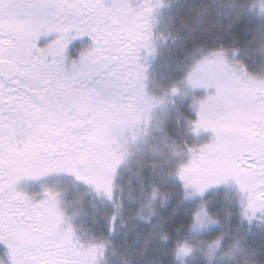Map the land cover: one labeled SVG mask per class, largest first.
<instances>
[{"label": "rangeland", "instance_id": "obj_1", "mask_svg": "<svg viewBox=\"0 0 264 264\" xmlns=\"http://www.w3.org/2000/svg\"><path fill=\"white\" fill-rule=\"evenodd\" d=\"M180 1L195 3L193 16L177 21L182 29L180 42L191 46L179 51L166 46L160 62L154 51L148 55L138 52L133 57L130 69L137 80H122L120 87L130 92L134 131L113 113L101 122L93 146L97 149L101 141V150L93 151L92 161L101 151L99 166L103 173L109 167L110 175L109 184L94 189L93 210L86 190L74 192L75 187L65 182L55 186L62 190L58 210L68 212L71 217L67 220L74 219L78 230H71V242L56 250L62 264H132L133 255L128 250L115 242L109 249L98 222V233L87 227L89 216L95 213L97 220L109 211L118 194L138 207L130 213L138 219L144 216V223L149 211L161 208L169 213L167 220L182 239L177 251L180 264H194L198 253L212 264H231L233 260L264 263V185L259 177L241 176L247 189L242 191L234 179L238 170L232 167L233 159L240 169L252 165L259 171L264 167V119L258 118L264 108V0H126L134 15L145 9L156 11L160 3V24L164 26L173 13L181 12ZM216 85L222 86V93L210 100L217 96ZM86 87H95L108 99L103 87ZM122 108L117 107L118 116H126ZM124 120L128 122L126 117ZM123 133L128 135L120 136ZM127 147L135 150L125 153ZM146 165L153 168H146L147 176L154 171L157 175L148 183L142 177ZM40 190L43 193L48 188L38 184V196ZM140 192L143 196L138 201ZM245 219L252 237L242 240L232 229L238 231V224ZM111 220L107 219L108 226ZM109 228L116 230V226ZM67 229L61 224L59 231ZM129 229L124 227L125 236ZM120 236L118 228L116 238ZM135 244L130 242L128 249ZM160 249L152 250V256L145 252L147 264L162 253ZM0 264H9L8 249L3 245Z\"/></svg>", "mask_w": 264, "mask_h": 264}, {"label": "snow or ice", "instance_id": "obj_2", "mask_svg": "<svg viewBox=\"0 0 264 264\" xmlns=\"http://www.w3.org/2000/svg\"><path fill=\"white\" fill-rule=\"evenodd\" d=\"M132 13L126 0L110 6L104 0H0V244L9 264H62L56 250L71 242V228L59 231L56 197L46 190L37 202L16 185L61 174L93 183L80 168L91 166L101 122L123 96L112 89L127 82L137 38ZM53 33L55 39L39 46ZM77 36L92 39L78 58L70 48ZM96 77L110 100L86 87ZM216 88L210 100L222 93ZM258 118L264 119V108ZM232 167L242 191L241 176L259 177L264 185V167L240 169L236 159Z\"/></svg>", "mask_w": 264, "mask_h": 264}, {"label": "flooded vegetation", "instance_id": "obj_3", "mask_svg": "<svg viewBox=\"0 0 264 264\" xmlns=\"http://www.w3.org/2000/svg\"><path fill=\"white\" fill-rule=\"evenodd\" d=\"M114 2V0H104V3L106 5H111ZM183 1H180V3H182ZM194 8H195V3H185L183 2V7L181 8V12H175L172 14L169 13L171 15L170 20L168 21V23L166 24V26H164V24H160V3L158 6V9L155 10H144L141 13H137L134 15V13H132L133 15V25H134V31L137 34V38L134 41V45L132 48V57L135 56L136 53L140 52L141 55H148L149 53H152L153 51L155 53L158 54L159 57V62H160V54L164 52V49L166 46L171 47V48H176L177 51L181 50V49H185L186 50L190 48L191 43H188L185 47H184V43L180 42L179 37V32L182 30L181 28L177 27V21H180V23L184 20H188L189 18H191L193 16L194 13ZM133 10V9H132ZM157 16V19H156ZM184 37V34H183ZM56 38V34L53 33L51 34V37H41V41H40V45L43 42H51L52 39ZM79 40H71L70 42V48L72 51V55L73 57H77L79 56V54L82 51H86L87 49L82 48L84 45H88V47L92 44V39L91 37H86V36H79ZM78 47V48H77ZM77 48V49H75ZM177 54L174 52V55ZM173 55V56H174ZM132 68V66H129V69ZM134 70L130 69L128 70V75H127V82L129 83V81L133 80L136 81L137 78L134 77L133 75ZM141 78H138V81ZM100 78L96 77L94 81H87L86 82V86H91L93 84H96L97 88H101L103 87L102 84H100L99 82ZM124 81V80H123ZM122 82V80L120 81H116L114 83V87L112 89V91H116L119 92L121 91V87H120V83ZM141 82V81H140ZM125 83V81H124ZM178 92H176L177 94ZM106 95L108 96V99L110 100V93L106 91ZM129 96H130V92L129 90L123 91V96L122 98L118 101V106L123 107V113H126V116H122L119 115L120 109H117L113 112V116H117L119 121L122 122V124H126L130 126V132L134 131V118L135 116L133 115V110H132V103L129 101ZM128 119L124 120V118ZM110 122V121H108ZM114 127V126H113ZM127 133H123L122 137L127 136ZM119 137V135H118ZM121 137V139H122ZM120 139V137H119ZM117 140H115V136H113V143H116ZM129 143L131 144V142L129 141ZM138 142L136 141L135 144H137ZM96 150H101V141L97 142V149L93 148V151ZM132 149L128 150V147L125 150V153L128 151V153H130ZM101 153V151H100ZM100 153L98 156H96L94 158V161H92L91 166L89 167L88 171L85 172L84 168L81 167L80 171L83 172L86 176L90 177L91 180L93 181V183H85L83 181H77L73 176H69L66 174H61V175H49L47 177H42L40 179H25V180H21L17 185H16V190L18 192H22L24 195L32 198L33 200L39 202L40 200L45 199V195L42 191L40 190V195L38 196L37 193V188H38V184H44L45 187L48 188L47 191H49L50 193H52L55 197L56 200L58 199V196L61 197L62 194V190L59 191L57 189H55V186L59 185L60 182L61 183H66V184H72L75 187V191L80 190V191H84L86 190L88 192V202L89 205H91L92 210H93V206H94V201L91 202V197L94 194V189L97 187H101L104 184H109V175H110V171L108 169H110L109 167H107L106 172L103 173L102 169L99 166V159H100ZM103 169H105L103 167ZM114 179H116V177H113ZM118 194V193H117ZM123 200H124V196H123ZM98 201H100V199H98ZM121 211H123L124 213H130L131 212V208L130 207H125L123 210L120 209ZM60 213H62L63 215V223L64 226L66 227H70L71 230L73 231H78L77 228L74 226L75 223L73 220H67L68 218L71 217V215L66 212V211H59ZM104 213H108L109 215L115 216L117 211L116 209H110L109 211H104ZM96 215L95 213L91 214L89 217L91 220L90 225H88V229H90L91 232H97L98 233V226L96 224V222L99 223V216L96 220ZM69 222L71 224H69ZM81 233V231H80ZM96 233V234H97ZM94 240V237L93 239ZM2 244H0V248H1ZM59 251H57V259L60 261V256H59ZM59 256V257H58Z\"/></svg>", "mask_w": 264, "mask_h": 264}, {"label": "trees", "instance_id": "obj_4", "mask_svg": "<svg viewBox=\"0 0 264 264\" xmlns=\"http://www.w3.org/2000/svg\"><path fill=\"white\" fill-rule=\"evenodd\" d=\"M248 1L253 2L255 0ZM153 209H157V207ZM167 216H169V213L166 212V210L160 208V211H149V217L146 223H144V220H141V218H132L133 235L135 236L137 233H139L143 237L142 239H139V241H136L137 239L133 238V241L131 242L137 244H135L132 249H126V251L128 250V252L133 255L132 264H147V260L145 261L143 255H145V252L147 251L149 253V256H152L156 247L161 248L159 251L162 250V253L157 258H155L151 264H180L177 258V251L180 250L182 247V239L180 237V234H178V229H176V227L167 220ZM120 220V216L117 215L116 218H112L111 224H109V226L106 224L108 226L109 232H112V229L109 227L116 226L117 229V226L120 224ZM158 220H160V223ZM237 227H239L238 231L232 229V232L236 234V237L238 239L243 240V238H248V236L249 238L252 237V234H250L251 226L248 220L245 219L242 222V225L238 224ZM164 228V238L162 241H160L159 239H157V236H159V234L155 233H158L159 231H161V229ZM161 233L162 232H160V234ZM153 234H155L154 237H156V240L154 239V241L151 239ZM159 243L160 246L157 245ZM152 250L153 253H151ZM194 260V264H212V262L208 261L200 253L196 255ZM234 261L235 260H233L231 264H264L258 261L253 263L245 262L244 260H239L236 263H234ZM188 264H193V262L190 261Z\"/></svg>", "mask_w": 264, "mask_h": 264}]
</instances>
